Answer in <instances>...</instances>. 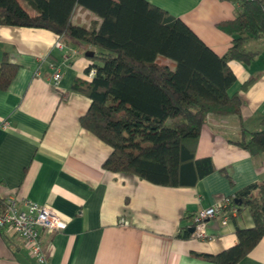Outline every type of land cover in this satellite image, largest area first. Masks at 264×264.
<instances>
[{
  "label": "crops",
  "instance_id": "obj_1",
  "mask_svg": "<svg viewBox=\"0 0 264 264\" xmlns=\"http://www.w3.org/2000/svg\"><path fill=\"white\" fill-rule=\"evenodd\" d=\"M149 1L181 19L217 56L232 47L233 38L219 26L236 20L235 0ZM93 22L102 20L76 7L74 26ZM58 38L44 29L0 26V62L8 58L19 66L11 86L0 90V198L48 206L67 223L65 231L44 237L49 264H215L203 256L239 244L237 228L255 226L249 209L210 220L207 240L183 235L191 233L199 211L264 183V155L232 143L243 130L261 129L264 39L246 43L258 53L250 64L229 63L236 76L229 94L241 99V118L208 116L202 129L197 157L211 158L215 172L195 187L170 188L104 169L112 148L82 127L91 101L73 91L77 79L92 80L86 54L97 49L66 36L65 49L58 50ZM52 63L61 69L57 87ZM0 264L38 263L21 238L0 229ZM239 264H264V236Z\"/></svg>",
  "mask_w": 264,
  "mask_h": 264
},
{
  "label": "trees",
  "instance_id": "obj_2",
  "mask_svg": "<svg viewBox=\"0 0 264 264\" xmlns=\"http://www.w3.org/2000/svg\"><path fill=\"white\" fill-rule=\"evenodd\" d=\"M235 1L236 20L219 26L233 38L223 57L149 0H0V26L44 29L95 47L87 69L95 71L94 78L77 79L73 91L91 101L82 127L112 148L104 169L188 188L216 170L211 158L197 157L208 116L241 118V99L229 94L236 82L229 63L250 64L258 53L246 43L264 39V0ZM78 6L102 22L74 26ZM18 71L8 58L0 62V90L11 86ZM232 143L252 156L264 155V119L260 130H243L242 139ZM233 202L250 210L255 226L237 228L238 245L203 256L215 264H239L264 236V183L245 188ZM5 208L0 198V213Z\"/></svg>",
  "mask_w": 264,
  "mask_h": 264
},
{
  "label": "built area",
  "instance_id": "obj_3",
  "mask_svg": "<svg viewBox=\"0 0 264 264\" xmlns=\"http://www.w3.org/2000/svg\"><path fill=\"white\" fill-rule=\"evenodd\" d=\"M255 1V0H250ZM55 48L64 50L65 45L59 37ZM54 71L53 83L57 87L61 81V69L57 64L50 65ZM95 71L88 74L93 79ZM229 210L233 216H237L239 207L232 198H225L222 202L208 209L199 211L193 220V232L191 238L207 240V224L210 220L222 216ZM227 220L224 222L226 224ZM123 223H128L123 220ZM0 229L12 230L27 245L30 257L38 264H49L46 253L44 237L46 234H55L67 229V223L61 219L59 214L52 208L29 201L28 199L19 201L14 197L6 199V208L0 213ZM184 236V235H183Z\"/></svg>",
  "mask_w": 264,
  "mask_h": 264
},
{
  "label": "water",
  "instance_id": "obj_4",
  "mask_svg": "<svg viewBox=\"0 0 264 264\" xmlns=\"http://www.w3.org/2000/svg\"><path fill=\"white\" fill-rule=\"evenodd\" d=\"M86 56H87L88 58H93V57L95 56V53H94V52H88V53L86 54ZM235 203L238 204V201H236ZM191 232H193V229L191 230Z\"/></svg>",
  "mask_w": 264,
  "mask_h": 264
}]
</instances>
